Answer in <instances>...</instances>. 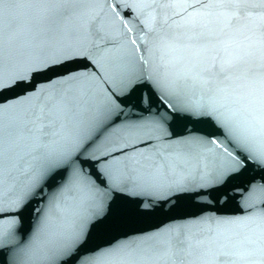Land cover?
I'll return each instance as SVG.
<instances>
[{
	"label": "water",
	"instance_id": "95a60500",
	"mask_svg": "<svg viewBox=\"0 0 264 264\" xmlns=\"http://www.w3.org/2000/svg\"><path fill=\"white\" fill-rule=\"evenodd\" d=\"M129 3L131 7L116 9L120 16L113 11L119 0L0 3L6 28L9 22L14 26L10 35L19 49L16 70L23 71L29 58L42 56L62 67L37 80L71 73L51 85L41 83L42 97H21L4 114L0 196L25 195L33 156L42 144L64 149L80 141L72 156L79 157L80 166L97 185H104L100 172L106 167L113 177L129 173L137 178L135 184L105 187L102 203L94 186L73 182L62 188L59 178L47 181L42 185L46 193L57 194L47 223H42L38 212L25 211L14 226L25 243L40 229L20 264H45V251L60 233L92 213H99L102 220L91 229L86 247L115 241L123 245L109 264H242L239 249L234 247L236 237L256 235L260 225L248 219L247 209H241L240 196L250 186L264 184V166L244 158V153L224 141L211 121L173 111L169 98L153 81H163L191 99L212 98L242 124L247 123V113L236 103L242 94V75L222 69L251 50L264 31V15L253 10L255 6L231 0ZM64 9L69 10L67 15ZM237 12L228 24L229 14ZM69 50L88 53L90 60L73 59L65 55ZM127 72L140 76L124 87L121 80ZM108 88L120 100L118 122L97 145L88 148L99 134L89 132ZM58 96L78 103L71 110L62 105L50 107L51 114L38 120L46 101ZM153 120L164 122L165 134L153 133L149 123ZM129 123L142 124L145 129L131 131L125 127ZM212 138L221 147L211 144ZM225 147L235 161L225 158ZM106 157L107 166L103 163ZM39 199H31L29 207H44L37 204ZM254 203L259 205L258 200ZM181 234L198 244L181 251L170 249L168 241ZM225 251L234 255L226 257ZM0 264H12V254L0 255Z\"/></svg>",
	"mask_w": 264,
	"mask_h": 264
},
{
	"label": "snow or ice",
	"instance_id": "6c2138e0",
	"mask_svg": "<svg viewBox=\"0 0 264 264\" xmlns=\"http://www.w3.org/2000/svg\"><path fill=\"white\" fill-rule=\"evenodd\" d=\"M236 4L255 6L253 10L258 9L264 15V0H231ZM3 3V0H0ZM127 5L131 7L129 0H119V4L113 7L116 16L121 13L116 9ZM68 9L63 10L67 15ZM239 13H230L228 24H231L235 16ZM14 30L12 23L5 26V20L2 11H0V169L3 165V134L4 124L3 116L10 112L20 102L21 97L26 99L33 96H43L44 89L40 87L41 83L51 85L53 80H61L63 76L71 77V73L48 76L47 80L39 81L37 77L45 76L48 73H56L62 67V64L54 60L37 56L27 60L23 71L16 70L15 65L18 62L19 49L10 33ZM65 55L72 56L73 59L90 60V55L84 53L79 55L70 50ZM70 61L64 60L63 63ZM222 71H237L242 75L243 89L242 94L238 96L236 103L243 106L249 120L247 123H241L234 114L225 110L224 105L218 103L212 98H201L199 100L191 99L181 92L171 88L160 80H154V86L157 87L166 97L169 98V106L177 113L186 115H196L206 118L220 130V135L224 141L233 145L235 150L244 153V158L253 161L260 166H264V31L261 32L258 41L252 46L251 50L246 52L245 56L237 63L229 64ZM140 74L136 72H127L122 76L121 83L124 87L131 85ZM33 81H36L33 83ZM22 89V91H17ZM124 88H121L123 91ZM14 93V95H9ZM78 101L71 97L58 96L49 98L45 107L41 109L37 116L38 120L47 118L50 113V107L62 105L65 109L71 110ZM120 100L117 93L112 88L107 89V96L102 107L94 115L92 129L98 131L88 148H92L101 141L105 133L116 127L118 122ZM154 134L163 135L166 132L164 122L153 120L149 122ZM131 131L141 132L145 126L139 123H129L125 126ZM102 129V130H101ZM86 137L82 138L85 139ZM211 144L221 147L220 142L215 138L209 141ZM150 143V141H146ZM80 147V141L71 148H49L42 144L33 156L32 160V178L29 181L25 195L20 198H4L0 196V255L12 254V264H20L21 259L28 254L33 244L38 239L40 229H36L29 243L23 242L14 230L15 224L21 219L25 211L38 212L42 223H47L51 209L54 207L57 194L46 193L45 187L49 180L59 178L61 187H67L70 183L80 182L89 186H94L96 191L101 194L102 200L106 198L105 187L114 188L119 184L137 183V178L129 173L121 175L119 178L113 177L109 168L106 167L100 172L104 177V185H97L95 178L90 173H85L80 166L79 157L73 158L72 153ZM84 151H87L85 149ZM226 159L235 161L236 157L232 151L224 148ZM111 158L114 159V156ZM109 158L103 159L107 166ZM227 170V169H225ZM223 177V172L219 173ZM204 179L206 177H200ZM39 197L37 204L43 203L44 207L30 208L31 199ZM241 209H247L248 219L260 225V231L256 235L240 234L236 237V249H239L240 260L242 264H264V184L255 187L250 186L245 189L240 196ZM259 201L257 206L254 202ZM252 204V207L247 206ZM258 207V211H257ZM102 217L99 213L84 214L72 225L60 233L57 242L48 247L45 251V264H109L120 248L123 247L120 241L103 247L87 248L88 237L91 229L99 224ZM223 223H229L227 221ZM197 241L189 239L183 234L176 236L168 241L170 249L181 251L189 246H196ZM224 255L231 258L234 253L225 251Z\"/></svg>",
	"mask_w": 264,
	"mask_h": 264
}]
</instances>
